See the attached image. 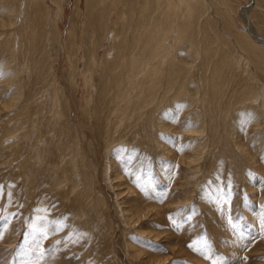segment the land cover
I'll return each mask as SVG.
<instances>
[{
	"label": "rangeland",
	"instance_id": "rangeland-1",
	"mask_svg": "<svg viewBox=\"0 0 264 264\" xmlns=\"http://www.w3.org/2000/svg\"><path fill=\"white\" fill-rule=\"evenodd\" d=\"M27 1L0 0V264H264V68L258 52L240 49L249 36L264 44V0H164V9L194 2L206 12L188 17L185 37L197 48L181 45L173 89L161 81L152 93L162 103L154 97L135 119L120 109L149 66L109 106L102 88H114L107 65L121 25L100 41L97 27L98 46L88 35L96 7L114 3ZM127 1H115L113 18L128 6L137 13L138 1L145 16L153 11V0ZM175 32L173 23L152 64ZM151 117L161 129L147 126Z\"/></svg>",
	"mask_w": 264,
	"mask_h": 264
},
{
	"label": "bare ground",
	"instance_id": "bare-ground-1",
	"mask_svg": "<svg viewBox=\"0 0 264 264\" xmlns=\"http://www.w3.org/2000/svg\"><path fill=\"white\" fill-rule=\"evenodd\" d=\"M36 1H38V0H28L27 1V3H26V5H28V4H33V3H35ZM87 1V0H86ZM89 1V0H88ZM101 1V0H100ZM107 1V0H106ZM113 3H114V5L113 6H108V8H102V9H100L101 7L99 6V7H96V10H99L97 13H96V15H95V24L93 25V26H90L89 24H90V22H89V26H86L87 28H89V27H93V29H92V32L90 33V34H88L89 35V39H91L92 37H94V45H95V43H96V45H97V42H95V36H97V35H95L96 33V29H97V27H99V28H101L102 29V33H103V31L105 32V30H106V28H108L109 27V29L110 28H112L113 26L115 27V26H120L119 27V29H120V31H118V27H116V29H117V32H116V34L115 35H120V37L118 38L119 40H117V41H119L120 43H117V48H116V46H114L113 45V43H112V45L114 46L113 47V49L115 48L116 50V52L115 53H113L114 54V57H113V55H112V59H110V61H109V59L107 60V64H108V61L110 62L108 65L107 64H105V65H107V71H108V73H109V75H110V73L112 74V77H113V75L115 76L114 78H113V81L115 82V84L114 83H112L113 85H114V88L113 87H111V89H113V91H109V90H104V87L102 88V87H100V88H102L103 89V91L102 92H104L108 97L106 98V99H108V103H109V106L110 105H113V106H116L115 104L117 103L118 104V101H119V97H121V94H119L120 93V87L122 86L123 87V85H127V83H133L134 84V76L136 75V74H138L139 75V73L140 72H142L143 70H144V68H146L147 66H149V68H148V70H147V72L146 73H144L143 75H141V77H140V88H133L132 90H131V92H133V94L135 93V92H137V94H135V95H133V96H135V97H133V96H131L132 97V101H130L131 103L129 104V105H126V107H125V109L124 108H122V110L120 109V115H122L123 114V117H124V115H127L128 116V118H130V117H135L134 115H137V114H144V116H145V109L146 108H148V113H149V111L151 110H149V105L151 104V103H153L154 101H156V103H154L153 105H154V107H155V105H158L159 103H162V102H159L161 99L159 98L158 100L156 99V97L154 96L155 95V91H158V89L160 88V86H161V84H162V82L161 81H164V82H166L165 84V89L167 90V88L168 89H173L172 87H173V83H175V81H174V78L175 79H177L178 77H179V73H181L180 72V68H179V70H177V68H176V70L175 69H173L172 68V65H174L173 64V62L174 61H176V63H177V65H178V63L180 64V62H182L180 59H179V54H178V51H179V49L181 48V45L183 46L184 45V41L185 40H187V42L189 41V39L190 38H187V37H185L187 34H186V31H188L187 29H188V27H190L191 26V24H192V19H189L188 17L191 15V14H197L196 15V21H197V19L200 17L201 18V16L206 12V7H205V3L203 4V3H200V4H193L192 3V6H191V9L189 10V7H187V5L186 4H184V5H180L181 7L179 8V10H178V8H176V10H174V6H173V9L172 8H168V7H166L165 9L163 8V7H161L162 6V4H164L163 3V1L164 0H153V11H149L150 13L152 12L153 14H156L154 11V6H156V11H157V15L154 17V18H152V16H150L151 14L148 12V11H146V16H145V12L143 11V9H142V7H141V5H139V1L138 0H135V1H138V2H136V5H138L139 6V11H138V9H137V13L136 12H133V6H128V7H126L127 8V16L125 17V15L123 14V12H122V10H119L118 12H117V15H116V19L115 18H113V13H115L114 12V9L115 8H117L116 6H115V1H117V0H111ZM132 1H134V0H132ZM142 1V0H141ZM146 1V0H145ZM152 1V0H151ZM170 1V0H169ZM189 1V0H188ZM196 1V0H195ZM205 1V0H204ZM91 2H93L92 0H91ZM90 2V3H91ZM101 2H103V1H101ZM128 2H129V0L126 2L127 4H128ZM131 2V1H130ZM150 2V1H149ZM174 2H176V1H174ZM179 2V1H178ZM177 2V3H178ZM182 2V1H181ZM187 2V1H186ZM202 2V1H201ZM90 3H88V2H86V4H88V6H89V4ZM100 3V2H99ZM120 3V2H119ZM199 3V2H198ZM261 3H262V0H261ZM261 3H259V5H261ZM263 3H264V1H263ZM103 4V3H102ZM133 4H135V3H133ZM105 5H106V2H105ZM108 5V4H107ZM112 5V4H111ZM143 5V4H142ZM152 5V4H151ZM202 5V6H201ZM262 5H264V4H262ZM91 6V5H90ZM97 6V5H96ZM137 6V7H138ZM145 6V5H144ZM171 6V7H172ZM258 6V5H257ZM136 7V8H137ZM170 7V6H169ZM186 7V8H185ZM88 8V7H87ZM91 8V7H90ZM97 8H99V9H97ZM135 8V7H134ZM135 8V9H136ZM263 8V7H262ZM118 9V8H117ZM120 9V8H119ZM149 9H150V7H149ZM259 9V8H258ZM88 10V9H87ZM92 10V9H91ZM245 10V9H244ZM244 10L242 9V11L244 12ZM254 10H257V9H254ZM262 10H264V9H262ZM22 11H24L23 9H22ZM117 11V10H116ZM164 11V12H163ZM179 11V13H177ZM95 12V11H94ZM168 14H167V13ZM87 13V12H86ZM136 13V14H135ZM148 13H149V16H148ZM24 14H25V11H24ZM261 14V13H260ZM259 14V15H260ZM89 15H90V17H91V15L92 14H90L89 13ZM25 16V15H24ZM87 17H88V15H87ZM87 17H86V19H87ZM97 17V18H96ZM93 18V17H92ZM91 18V19H92ZM114 20H113V19ZM191 18V17H190ZM88 19H90V18H88ZM87 19V20H88ZM187 19V21L188 22H185V20ZM195 19H193V20H195ZM263 20V19H262ZM84 21V20H83ZM93 21V20H92ZM133 21L135 22V23H133ZM190 21V22H189ZM86 23L88 22V21H85ZM94 22V21H93ZM173 23H175V27H176V38H174V39H172V40H174L173 42H174V44H173V46H171L169 49H162L161 50V52H163V54L159 51V53L160 54H162V55H160L158 58H159V60H157L158 62L156 63V64H152L151 63V58H150V55H152L153 53H154V51L156 52L157 50V48H156V46H158L159 44H161V42L165 39V37L167 36V33H169V32H171V30H172V28H173ZM205 23V22H204ZM251 23H253L252 21H251ZM251 23H249V26H250V31L249 32H251L252 34H254V36H256V34L258 33V31H260V30H257V28H256V26H253ZM112 26H111V25ZM86 25V24H85ZM96 25V26H95ZM98 25V26H97ZM110 25V26H109ZM132 25H134V26H132ZM193 25V24H192ZM133 27V28H132ZM192 27V26H191ZM190 27V28H191ZM255 27V28H254ZM87 28H84V29H87ZM98 28V29H99ZM132 28V29H131ZM192 28H194V27H192ZM260 28V27H259ZM25 30L24 31H26L27 32V27H25L24 28ZM97 29V30H98ZM132 30L131 31V34H129L130 32H129V30ZM88 30H91V29H88ZM88 30H84V33L86 32L87 33V31ZM108 30V29H107ZM106 30V31H107ZM113 30H115L114 28H113ZM112 30V31H113ZM191 30H193V29H191ZM111 31V32H112ZM175 31V30H174ZM99 33L101 36L99 37V35H98V37H99V40L98 41H100L102 38L104 39V37H105V34H107V32H105V33ZM110 32V33H111ZM129 32V33H128ZM114 33V32H113ZM112 33V34H113ZM189 33V32H188ZM195 33V32H194ZM239 33V32H238ZM73 34V33H72ZM98 34V33H97ZM111 34V35H112ZM130 36H129V35ZM191 34V33H190ZM237 34V33H236ZM242 34V33H241ZM103 35V36H102ZM234 35H235V33H234ZM239 35H240V33H239ZM114 36V35H113ZM242 36V35H241ZM240 36V37H241ZM243 36H245V34H243ZM246 36H248L247 34H246ZM245 36V37H246ZM70 39H71V37L70 36H68ZM115 37V36H114ZM239 37V36H238ZM245 37H243V40H244V38ZM86 38H88V37H86ZM108 38H109V34H108ZM113 38V37H112ZM88 39V40H89ZM96 39H97V37H96ZM195 39V38H194ZM234 39H235V36H234ZM238 39H240V38H238ZM241 39H242V37H241ZM235 40H237V39H235ZM242 40V41H243ZM249 40V41H248ZM248 42L250 43L249 44V46L248 45H246L247 47H243L242 45V47L240 48V49H242V48H245V49H247V50H245V53L248 51H252V52H250V54L251 53H253V55L256 53V52H258V54L257 55H255L254 57H256V60H257V64H258V66H259V68H261V69H263L264 68V57L262 56L261 57V55H264V44L263 43H261V42H257V41H255V38L253 37V36H249L248 37ZM86 41H87V39H86ZM113 41H116V40H113ZM116 41V42H117ZM241 41V42H242ZM205 42V41H204ZM235 42H237V43H235V44H239L240 42H238V41H235ZM88 43V42H87ZM100 42H98V44H99ZM165 43V42H164ZM183 43V44H182ZM189 47L190 48H192V49H195L196 50V48H197V44H196V42L195 41H193L192 43H191V41H189ZM203 43V42H202ZM230 43V42H229ZM109 44H111V42L109 41ZM186 44V43H185ZM208 44V43H207ZM206 44V45H207ZM225 44V43H224ZM241 44V43H240ZM244 45H245V42L243 43ZM248 44V43H247ZM168 45H169V43H168ZM171 45V44H170ZM187 45V44H186ZM206 45H205V47H206ZM226 46H228L227 44H225ZM86 46H88V48H89V45H86ZM98 46V45H97ZM111 46V45H110ZM109 46V47H110ZM164 46H165V44H164ZM207 46H209V44L207 45ZM112 47V46H111ZM229 47V46H228ZM236 47V46H235ZM238 47H239V45H238ZM96 48V47H95ZM107 48V47H106ZM108 50H109V48H107ZM106 49V50H107ZM209 49V48H208ZM237 50V49H236ZM212 51V50H211ZM92 52V51H91ZM189 52V51H188ZM238 52H240V51H238ZM247 52V53H248ZM229 53V52H228ZM232 53H233V51H232ZM235 53V52H234ZM92 54V53H91ZM112 54V53H111ZM227 54V53H226ZM237 54H239V53H236V55ZM249 54V53H248ZM248 55V58H249V56H252V55ZM230 55V54H229ZM228 54H227V56H229ZM235 55V54H234ZM234 55H233V57H234ZM240 55H242V54H240ZM108 56V55H107ZM162 56H165L164 58L162 57ZM223 56V55H222ZM225 56V55H224ZM227 56H225V57H227ZM239 56V55H238ZM224 57V58H225ZM232 57V56H231ZM232 57V59H234ZM237 57V56H236ZM236 57H235V59H236ZM110 58V57H109ZM157 58V59H158ZM252 58V57H251ZM251 58H250V60H251ZM93 61H94V59L93 58H91ZM105 59V58H104ZM226 59V58H225ZM224 59V60H225ZM228 59V58H227ZM230 59V58H229ZM255 59V58H254ZM223 59H222V61H220V65H223L224 63H223V61H224ZM238 60V59H237ZM242 60V59H241ZM255 60V61H256ZM167 61H168V63H167ZM230 61V60H229ZM104 62H106V61H104ZM185 61H183L182 62V64L184 63ZM219 62V61H218ZM218 62H216L215 61V64L216 63H218ZM226 62H227V60H226ZM244 62V61H243ZM247 62V61H246ZM175 63V64H176ZM240 63V62H239ZM249 63V62H248ZM99 64V63H98ZM101 64L103 65L102 66V68L103 67H105L104 66V64L101 62ZM166 64H167V66H166ZM181 64V65H182ZM236 64H238V61H237V63ZM87 65V67H88V64H86ZM94 65V64H93ZM176 65V66H177ZM240 65V64H239ZM89 66H91V65H89ZM98 66V65H97ZM175 66V65H174ZM218 66V65H217ZM247 66V65H246ZM245 66V67H246ZM167 67L168 68H172L173 69V71L172 72H167V73H165L166 71H167ZM181 67V66H180ZM182 67H183V65H182ZM220 67V66H219ZM244 67V66H243ZM257 67V66H256ZM86 68V67H85ZM90 68V67H89ZM248 68V67H247ZM258 68V67H257ZM258 68V69H259ZM245 69V68H244ZM256 69V68H255ZM257 69V70H258ZM94 70V69H93ZM170 70H168V71H170ZM243 70V69H242ZM247 70V69H246ZM251 70V69H250ZM253 70V69H252ZM86 71V70H85ZM215 71H216V69H215ZM255 71V70H254ZM261 71H263V70H261ZM105 72V71H104ZM145 72V71H144ZM245 72V71H244ZM257 72V71H256ZM103 73V72H102ZM219 73V72H218ZM88 75L90 74V73H87ZM258 74H261L260 72L258 73ZM92 75V74H91ZM102 75V74H101ZM246 75V74H245ZM137 76V75H136ZM166 76V77H165ZM256 76V75H255ZM109 77V76H108ZM260 77H263V76H261L260 75ZM104 78V77H103ZM102 78V79H103ZM246 78V77H245ZM249 78L250 79H254V77H253V75H252V73H250V76H249ZM249 78H247V79H249ZM87 79V78H86ZM101 79V78H100ZM244 79V78H243ZM246 79V80H247ZM88 81V80H87ZM174 81V82H173ZM138 82V81H137ZM173 82V83H172ZM213 81H211V83H212ZM248 82V81H247ZM109 83V82H108ZM211 83H210V87H212L215 91L216 90H218V89H216V87L214 86V85H211ZM262 83V82H261ZM104 84V83H103ZM173 84V85H172ZM248 84V83H247ZM254 84V83H253ZM262 84H264V83H262ZM245 85V84H244ZM98 86H99V84H98ZM207 86V85H206ZM209 86V85H208ZM251 86V85H250ZM254 86V85H253ZM264 86V85H263ZM108 87V86H107ZM121 87V88H122ZM125 87H128V86H125ZM209 87V90L211 89V90H213L212 88H210ZM247 87V86H246ZM205 87H203V89H204ZM250 88H252V87H250ZM250 88H245L246 90H245V92H246V94L247 95H249L250 93L252 94L255 90L252 88L251 90H250ZM110 89V88H109ZM126 89H128V88H126ZM206 89V88H205ZM204 89V90H205ZM256 90H257V88H255ZM99 89H98V91H100ZM123 90V89H122ZM181 90H183L182 88H181ZM204 90H202V91H204ZM220 90V89H219ZM218 90V91H219ZM109 91V92H108ZM205 91H207V90H205ZM108 92V93H107ZM154 93V95H153V93ZM168 92V91H167ZM166 92V93H167ZM170 92V91H169ZM188 92V91H187ZM211 92V91H210ZM248 92V93H247ZM255 92H257L258 93V90L257 91H255ZM101 93V92H100ZM125 93V92H124ZM163 93V92H162ZM161 93V95H163ZM165 93V94H166ZM213 93V92H212ZM216 93H217V91H216ZM104 94V95H105ZM157 94V93H156ZM211 94V93H210ZM214 94V93H213ZM218 94V93H217ZM216 94V95H217ZM245 94V96H246V98L248 97L247 95ZM251 94H250V96H251ZM256 94V93H255ZM104 95H101V97H104ZM127 95V94H126ZM126 95H124V96H126ZM153 95V96H152ZM178 95H180V96H182V95H184V92H178ZM215 95V94H214ZM123 96V95H122ZM123 96V97H124ZM165 96V95H164ZM172 96H175V95H172ZM177 96V95H176ZM248 97V101L252 104V103H254L255 101H256V98H255V96H252V97ZM100 97V96H99ZM106 97V96H105ZM104 97V98H105ZM128 97V96H127ZM155 97V100L154 101H152L153 100V98ZM166 97V96H165ZM178 97V96H177ZM129 99H131V98H129ZM245 99V98H244ZM260 99V98H259ZM101 100V99H100ZM104 102H105V100H103ZM128 101V100H127ZM158 101V102H157ZM245 101V100H244ZM261 101V100H260ZM264 101V100H263ZM107 102H105V103H103V104H106ZM248 102V103H249ZM125 103V102H124ZM247 103V104H248ZM249 103V104H250ZM244 104H245V102H244ZM255 104V103H254ZM255 105H257V104H255ZM255 105H251V106H255ZM261 105V104H260ZM106 106V105H105ZM109 106L107 107L106 106V109H108L109 108ZM122 106V105H121ZM250 106V107H251ZM118 107V106H117ZM158 107H161V106H158ZM248 107H249V105H248ZM251 108V109H253L254 110V108ZM257 106H255V108H256ZM264 107V106H263ZM263 107H261L262 109H264ZM153 108V107H152ZM155 108H157V106L155 107ZM112 109V108H111ZM258 109V108H257ZM108 110H110V109H108ZM147 110V109H146ZM153 110V109H152ZM98 111V110H97ZM121 111H122V113H121ZM155 111V110H154ZM153 111V112H154ZM96 112V111H95ZM155 112H158V115L160 114L159 113V108L155 111ZM257 112H259V110L257 111ZM260 112H263V111H260ZM106 113V112H105ZM107 113H109L108 111H107ZM114 113V112H113ZM116 113H119V112H116L115 111V114ZM95 114V113H94ZM153 114V113H152ZM263 114V113H262ZM109 115H111V113L109 114ZM118 116H119V114H117ZM138 116V115H137ZM140 116V115H139ZM148 116H150V115H148ZM126 117V116H125ZM118 118V117H117ZM132 118V119H133ZM136 118V117H135ZM134 118V119H135ZM142 118V116L139 118V119H141ZM144 118V117H143ZM154 118V117H153ZM97 119V118H96ZM121 119H122V117H121ZM120 119V120H121ZM138 119V120H139ZM148 119V118H147ZM146 119V121H148ZM115 120H116V118H115ZM123 120V119H122ZM129 120H131V119H129ZM128 120V121H129ZM144 120V119H143ZM119 121V120H118ZM126 121V120H125ZM133 121H135V122H137V119L136 120H132V124H134L133 123ZM104 122V121H103ZM105 122H107V121H105ZM116 122H117V120H116ZM127 122V121H126ZM130 122V121H129ZM129 122H128V125H129ZM140 122H141V120H140ZM143 122V121H142ZM150 123H149V125L147 124V122H145L146 124H147V126H149V128H150V126L154 129V131H156V129H161L162 128V124H157L158 126H156V124H155V122H157L156 121V119L155 120H152V117H151V120L149 121ZM119 123V122H118ZM118 123H116V124H118ZM139 123V122H138ZM104 124H106V123H104ZM125 124V122L123 123V125ZM143 124H144V122H143ZM107 125V124H106ZM106 125H104V126H106ZM121 125H122V122H121ZM121 125H119L118 126V128L121 126ZM122 125V126H123ZM127 125V124H126ZM127 125V126H128ZM136 125V127H137V124L135 123L134 124V126ZM103 126V127H104ZM114 126V125H113ZM132 126V125H131ZM131 126H129L128 128H130ZM134 126H132V127H134ZM141 126H142V123H141ZM124 128H125V125L123 126ZM131 127V128H132ZM136 127H134V129L136 128ZM114 128H116V127H114ZM116 129L117 131H119V129ZM124 128H123V130H124ZM130 128V129H131ZM103 129V128H102ZM105 129V128H104ZM129 129V130H130ZM110 130H112V129H110ZM122 130V131H123ZM128 130V131H129ZM144 130V129H143ZM106 131V130H105ZM135 131V130H134ZM145 131V130H144ZM147 132H148V130H146ZM96 133V132H95ZM111 133V132H110ZM120 133V132H119ZM114 133H112V137H110V138H113V135ZM146 135H147V133H145ZM152 134V136H154L155 134L154 133H151ZM154 134V135H153ZM119 135V134H118ZM139 135V134H138ZM149 136H150V134H149ZM143 137H144V135H143ZM148 138V137H147ZM143 139V138H142ZM149 139V138H148ZM111 140V139H110ZM154 140V139H153ZM147 141V140H146ZM149 141H150V139H149ZM161 141V140H160ZM159 141V142H160ZM110 142V141H109ZM236 144V143H235ZM240 144V143H239ZM162 146V145H161ZM239 146V145H238ZM236 147H237V145H236ZM238 148V147H237ZM107 152H108V150H107ZM109 155V154H108ZM108 157V156H107ZM110 157V156H109ZM109 159V158H108ZM113 162V161H112ZM111 162V163H112ZM110 163V162H109ZM110 163V164H111ZM109 165V164H108ZM113 165V164H112ZM112 165H110L109 167H111ZM107 168V167H106ZM111 169H112V167H111ZM114 169V168H113ZM114 172H116V174H119V171H116V169H114L113 170ZM118 183V182H117ZM119 185V184H118ZM127 213V212H126ZM126 217V216H125ZM127 218H130V215H128L127 216Z\"/></svg>",
	"mask_w": 264,
	"mask_h": 264
},
{
	"label": "snow or ice",
	"instance_id": "snow-or-ice-1",
	"mask_svg": "<svg viewBox=\"0 0 264 264\" xmlns=\"http://www.w3.org/2000/svg\"><path fill=\"white\" fill-rule=\"evenodd\" d=\"M0 189H2V186H0Z\"/></svg>",
	"mask_w": 264,
	"mask_h": 264
}]
</instances>
